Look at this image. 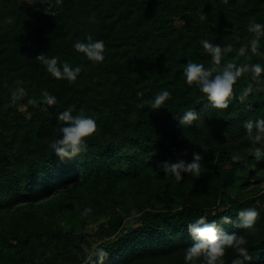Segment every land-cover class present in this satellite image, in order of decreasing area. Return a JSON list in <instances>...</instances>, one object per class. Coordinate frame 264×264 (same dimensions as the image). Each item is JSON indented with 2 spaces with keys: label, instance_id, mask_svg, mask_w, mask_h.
Listing matches in <instances>:
<instances>
[{
  "label": "trees",
  "instance_id": "trees-1",
  "mask_svg": "<svg viewBox=\"0 0 264 264\" xmlns=\"http://www.w3.org/2000/svg\"><path fill=\"white\" fill-rule=\"evenodd\" d=\"M253 21L264 23V0H0V264H207L203 251L185 261L188 223L204 216L243 235L237 213L247 207L259 215L246 264H264V161L251 156L244 128L264 118V90L239 99L244 74L217 110L183 76L189 61L212 65L203 39L231 46L229 62L264 64V46L248 50ZM89 35L105 43L101 64L73 47ZM40 56L80 66L77 80L55 79ZM18 87L26 95L13 103ZM165 89L166 108L153 112L149 101ZM44 91L55 105L40 103ZM69 107L97 132L62 159L50 145ZM191 109L198 119L182 125ZM193 153L199 177L160 170ZM236 255L226 250L225 264Z\"/></svg>",
  "mask_w": 264,
  "mask_h": 264
},
{
  "label": "clouds",
  "instance_id": "clouds-1",
  "mask_svg": "<svg viewBox=\"0 0 264 264\" xmlns=\"http://www.w3.org/2000/svg\"><path fill=\"white\" fill-rule=\"evenodd\" d=\"M45 14H49L48 8H45ZM203 19L202 16L201 20ZM248 32L253 34L248 43V50L256 54L264 46L262 45V41H264V23L253 21L248 26ZM86 41H76L73 45L74 49L78 53L84 54L88 61L101 64L105 60L104 41L94 39L91 35L87 37ZM200 44L203 50L210 55L212 65L206 67L203 63L189 61L183 68V76L188 85H194L200 93L206 95L213 108L217 110L229 108L230 102L234 98L233 85L244 74H248L250 82L242 89L239 99H245L254 91L264 90L259 87V85L264 84V64L232 63L225 60V54L232 51L231 46L221 49L207 39L201 40ZM245 51L246 49L243 47L239 50L241 55ZM38 59L45 66L46 71L57 80L74 82L81 72L80 66L73 67L67 62H60L57 57L40 56ZM25 95V89L18 87L13 90L11 100L15 103ZM41 95L42 100L40 103L48 106L57 103L56 96L49 94L47 91L42 92ZM170 98L171 93L168 90H161L149 101L151 110L157 112L166 108ZM29 103H33V101H29ZM139 107L143 108L144 105L141 104ZM74 111L73 107H69L59 113L58 119L64 122L66 126L60 129L62 138L50 145L55 154L62 159H71L76 156L86 146L87 140L97 132L96 121L91 116L85 114L82 110L73 115ZM197 119V114L191 109L180 116V123L191 125ZM244 128L251 145L249 148L251 156L257 161H264V118L249 119L245 122ZM202 166L201 155L193 153L191 162L184 159H178L176 162L165 161L160 170L179 181L182 180V174L185 173L192 177H199ZM84 211L87 214L91 209H85ZM258 215L259 213L255 207L241 208L238 211L237 216L241 221L239 227L248 230L243 235L227 233L218 228L216 222H207L204 216L188 223V231L194 243L186 249L185 261L191 260L194 254L203 251L206 254L207 264H225L223 257L226 250L232 249L237 255L232 259L231 264L251 262L252 257L249 255L246 235L255 233V223ZM223 221L224 223L231 222L228 216H224ZM97 254L103 257L107 256L108 253L104 249H98Z\"/></svg>",
  "mask_w": 264,
  "mask_h": 264
},
{
  "label": "rangeland",
  "instance_id": "rangeland-1",
  "mask_svg": "<svg viewBox=\"0 0 264 264\" xmlns=\"http://www.w3.org/2000/svg\"><path fill=\"white\" fill-rule=\"evenodd\" d=\"M261 187L264 188V183H261ZM138 217L134 216L131 219L128 220L127 225H135L138 222Z\"/></svg>",
  "mask_w": 264,
  "mask_h": 264
}]
</instances>
